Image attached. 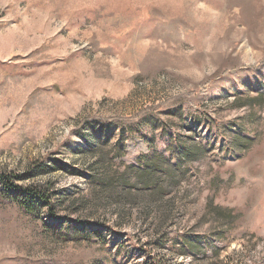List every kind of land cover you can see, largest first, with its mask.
<instances>
[{
  "label": "rangeland",
  "instance_id": "obj_1",
  "mask_svg": "<svg viewBox=\"0 0 264 264\" xmlns=\"http://www.w3.org/2000/svg\"><path fill=\"white\" fill-rule=\"evenodd\" d=\"M0 173V264H264V0H0Z\"/></svg>",
  "mask_w": 264,
  "mask_h": 264
},
{
  "label": "trees",
  "instance_id": "obj_2",
  "mask_svg": "<svg viewBox=\"0 0 264 264\" xmlns=\"http://www.w3.org/2000/svg\"><path fill=\"white\" fill-rule=\"evenodd\" d=\"M252 68H256L257 65H253L251 66ZM159 108V106H158ZM16 178L14 175L12 174H3L0 173V182L7 188L10 189H14V190H18L21 191L27 195H30L34 198H39L45 201H49L48 200V196H46L45 194L40 193L36 188L32 187V186H21L16 182Z\"/></svg>",
  "mask_w": 264,
  "mask_h": 264
}]
</instances>
